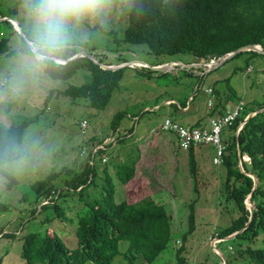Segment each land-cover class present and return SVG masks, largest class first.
Here are the masks:
<instances>
[{"label": "rangeland", "instance_id": "374dc122", "mask_svg": "<svg viewBox=\"0 0 264 264\" xmlns=\"http://www.w3.org/2000/svg\"><path fill=\"white\" fill-rule=\"evenodd\" d=\"M131 6L132 0H105L96 14L86 15L68 26L67 46L76 47L78 53H92L103 62L101 64L128 62L135 65L126 66L109 103L98 110L89 106L86 98L72 99L62 93L69 85L84 82L86 76L82 72L67 80H55L44 70L32 72L26 69L25 57L31 54L21 48L32 38L33 21L27 15L25 0H0V18L1 14L8 18L4 11L12 8L15 13L10 18L17 24L16 27L7 19L0 21V37H5L15 51L13 55L0 54V122L9 125L36 117L26 127L22 142L17 146V158L2 165L15 182L8 187L9 179L0 173V201L9 206L0 211V264H25L21 257L22 240L11 233L19 236L28 232L55 233L70 249L76 247L75 229L80 209L77 200L68 197L57 201L66 220L62 219L64 216H54L42 222L39 216L31 217L33 206L20 202V198L31 183L51 172L63 168L60 178H69L88 161L90 149L99 142L113 141L108 135L112 131V116L117 111L126 114L119 119L115 130L114 136H119L122 142L109 148L111 159L124 161L129 155L135 157L137 147L139 151L146 149L141 153L142 161L137 167L146 179L140 183L144 189L141 188L131 200L150 195L169 213V204L171 206V238L149 264H177L176 249L181 243L176 240H182L187 229L190 203H194L195 221L193 231L183 243L180 256L185 262L182 264H213L220 256L215 252L216 247L228 260L233 256L231 243L220 242L215 236L217 230L229 225L238 215L233 201L226 199L222 192L226 167L213 165L209 156H204L196 159L198 164L203 162L199 168L197 166L196 174L189 172L188 151L177 147L174 134L160 130L164 118L173 119L170 113L173 105L163 102L172 98L177 103L190 105L197 116H202L207 102L204 90L214 83L217 98L222 102L230 95L234 106L239 101L252 107L260 105L264 103V56L245 52L208 71V67L193 66L192 62L206 64L210 60L204 62L190 54L151 55L144 44L122 40ZM172 61L178 66L168 71L150 68L157 66L153 65L156 63ZM89 81L87 76L85 82ZM154 105L158 107L154 108ZM83 121L85 128L81 127ZM129 129H132L130 135L126 134ZM93 138L94 144L91 145ZM108 161L107 169L115 189L113 199L119 202L126 197L125 185L118 181L110 158ZM106 163H100L98 155L94 158L97 167L103 168ZM66 169L71 172L66 173ZM125 245L126 242H119L121 250ZM263 246L261 237L251 243V247ZM232 263L253 264L248 263L244 255H236ZM85 264L94 263L88 261ZM111 264H127V261L117 256ZM136 264L147 263L138 259Z\"/></svg>", "mask_w": 264, "mask_h": 264}, {"label": "trees", "instance_id": "16d2710c", "mask_svg": "<svg viewBox=\"0 0 264 264\" xmlns=\"http://www.w3.org/2000/svg\"><path fill=\"white\" fill-rule=\"evenodd\" d=\"M4 13L13 17L15 10L8 8ZM122 40L131 44H144L154 56L183 53L204 62L215 60L248 44H259L264 50V0H132ZM21 51L31 54L26 43L22 45ZM245 52L260 54L246 50L231 58ZM14 53L7 39L0 37V54ZM77 53L76 47L67 46L60 56L61 62L50 63L43 70L48 77L55 80H67L82 72L84 77L86 76L85 80L88 76L90 81L84 80L80 85H69L62 93L72 99L86 98L89 106L98 110L104 109L111 94L118 87L126 66L135 65L106 69L100 65L103 62L95 56L98 62L88 56L70 59ZM172 68L174 67L165 70ZM203 77L204 74L201 75V78ZM225 80L227 81V78ZM263 107L264 103L255 107L244 103L243 112L225 130L228 132L223 133L227 152L223 164L226 167V175L222 192L226 199L233 201L238 215L229 225L217 230L215 236L221 239L242 229L232 238L223 240L229 241V246L234 248L231 259L228 260L224 254L226 264H233L232 258L236 255H244L248 263L264 264V246L251 247V243L258 237L264 242V110L249 117L242 124L249 112ZM222 108L218 110L215 105L210 115L214 112L223 113ZM124 114L125 111H117L112 116L110 138L114 140L105 144L104 148L96 150L93 156L90 152L88 161L72 173V176L60 178L61 170H64L61 168L60 171L51 172L42 179L35 180L22 194L20 202L33 206L31 217L39 216L42 222L60 216H64L62 219L66 220L58 204L61 199L66 200L69 197L80 203L75 229L77 244L73 249L55 233L41 235L38 232H28L22 236L11 233L22 240L21 257L25 264H85L88 261L94 264H111L117 256L124 257L127 264H136L138 259L149 264L165 249L171 238L170 204L169 213L163 204L152 200L150 195L131 200L141 188L144 189L140 183L146 182V179L137 171V167L142 161L141 153L146 149L139 151L137 147L135 157L129 155L124 161L115 162L111 159L109 148L122 142L119 136H114L113 131L117 129L119 119ZM34 119L36 117L24 118L9 125L0 122V173L9 179L8 187L15 182V178L4 170L2 165L17 158V146L22 142L26 127ZM240 125L242 127L236 134ZM131 130L127 132L129 135ZM160 130L166 132L161 126ZM193 150L194 147L187 150L188 164L189 172L195 175L197 164ZM238 150L243 170L250 172L257 179L254 189L253 178L240 171ZM96 155L100 163L102 158H105L102 163H106L110 158V165L114 167L118 181L125 185L126 197L123 200L114 201V184L107 169L109 161L103 168L99 165L97 167L94 164ZM244 156L249 160H244ZM65 171L68 174L71 172L69 169ZM249 194V204L253 205V212L251 220L244 228L249 218L244 200ZM8 208V204L0 201V211ZM194 221V203H190L187 229L182 234V240H176L181 243L176 249L177 264L185 262L180 253L187 236L193 231ZM120 241L126 242L122 250L119 248ZM244 245L246 246L243 247ZM212 263L222 264L221 257Z\"/></svg>", "mask_w": 264, "mask_h": 264}, {"label": "clouds", "instance_id": "9594fccd", "mask_svg": "<svg viewBox=\"0 0 264 264\" xmlns=\"http://www.w3.org/2000/svg\"><path fill=\"white\" fill-rule=\"evenodd\" d=\"M104 3L105 0H25L27 15L33 21L32 38L26 41L31 53L25 57L26 69L40 72L50 63L59 64L60 56L68 45L69 24L72 21H79L86 15L96 14ZM204 65L201 63L198 66ZM174 66H178V63L175 65L170 63L169 68Z\"/></svg>", "mask_w": 264, "mask_h": 264}, {"label": "built area", "instance_id": "2783aa9c", "mask_svg": "<svg viewBox=\"0 0 264 264\" xmlns=\"http://www.w3.org/2000/svg\"><path fill=\"white\" fill-rule=\"evenodd\" d=\"M213 59H210L209 63L205 65L209 67ZM175 65L176 63H171ZM208 95L207 107L208 109L213 108V93L212 88L208 87L205 89ZM244 110V102L239 101L234 107L227 109L223 113H213L208 116V122L206 125H185L180 123L175 119L169 117L164 118L161 124V128L174 134L176 139L177 147L181 150H188L190 147H197L201 145H210L212 148V158L211 161L214 165H219L224 163L225 154L227 152V143L223 139V133L228 129L235 121L237 117ZM86 127L85 121H83L82 126ZM105 144H99L92 148L91 153L94 155L95 151L104 148ZM244 160L248 161L247 156ZM105 158H102V162ZM92 161H90L91 163Z\"/></svg>", "mask_w": 264, "mask_h": 264}, {"label": "crops", "instance_id": "0c3cea01", "mask_svg": "<svg viewBox=\"0 0 264 264\" xmlns=\"http://www.w3.org/2000/svg\"><path fill=\"white\" fill-rule=\"evenodd\" d=\"M173 62H175V61L169 62L168 64L173 63ZM139 63H141V62H139ZM181 65H185V64H181ZM192 65L196 66V62H192ZM204 66L206 67V65H204ZM208 87L212 88L213 99H214L213 100V108H214L215 105H217V109L218 110L220 109V107L221 108L223 107L222 109H224V111H226L227 109H229L232 106H234L233 103L230 101L229 97H227L225 102H222V101L218 100V98H217L218 97V93L216 91L214 83L211 84ZM204 92H205V90H204ZM205 94H206V92H205ZM206 96H207L206 99H208V95L207 94H206ZM163 103L164 104H168L169 103V105H171V106L173 105L172 109H170V111H171L170 113H172V115H173L172 118L173 119L185 122L188 125L189 124H191V125H202V126L206 125L207 122H208V116L210 115L211 110H213V108L212 109H208L207 102H206V109L204 111V114L202 116H197L195 114V112L191 110L190 105H186V104L182 105L181 103H177L176 101H174L172 98H168V99L164 100ZM156 107H158V105H154V108H156ZM214 113H217V112H214ZM160 126H161V124H160ZM113 132L116 133V131H113ZM226 132H228V130L225 131V134H226ZM108 136L110 137V133H109ZM223 137H224V135H223ZM91 141H92L91 145H93L94 144V138ZM112 145H113V143H112ZM207 152H209V153H207ZM193 154H194L195 161H196L197 158H203L204 156H209V159L211 160L212 149H211V147L209 145H202V146L194 147ZM172 161L175 162L173 159H172ZM196 164H197V166L199 168V166L201 164H203V162L198 164L197 161H196Z\"/></svg>", "mask_w": 264, "mask_h": 264}, {"label": "water", "instance_id": "95a60500", "mask_svg": "<svg viewBox=\"0 0 264 264\" xmlns=\"http://www.w3.org/2000/svg\"><path fill=\"white\" fill-rule=\"evenodd\" d=\"M5 19H7L8 21L14 23V24L16 25V27H17V24L15 23L16 21H15L14 19L10 18V17H8V18H6V17H1V18H0V21H1V20H5ZM246 50H252V51H256V52H258V53L264 54V50H263V48H262L261 45H259V44H248V45H245V46L239 47V48H237L236 50H233V51H231V52H229V53H227V54H224V55L218 57L217 59L213 60V61L210 63L209 67H208V68H209L208 71L211 70L212 68H214L215 66L221 64L222 62H224V61L227 60L228 58H231V57H232L233 55H235L236 53H238V52H240V51H246ZM78 56H88V57L91 58L93 61L98 62L97 59H96L92 54H89V53H84V54H83V53H77L76 55H73L70 59L75 58V57H78ZM199 64H201V63H196V65H199ZM100 65H101L103 68H106V69H115V68H119V67H122V66L129 65V63H128V62H125V63H123V64L121 63V64H117V65H105V64H101V63H100ZM152 68H153V69H156V70H165V69H168V68H169V64L164 63V64H161L160 66H159V65H157V66H152ZM263 110H264V107L261 108V109H258V110H256V111H254V112H249V113L246 115V117L244 118V120L242 121V124H243V123H244L249 117H251V116H253L254 114H256L257 112H260V111H263ZM240 127H241V125L238 127V129H237V131H236V134H237L238 131L240 130ZM237 155H238V159H239L238 166H239V168H240V171L243 172L244 174H247V175H249L250 177L253 178L254 185H253L252 189H254V187H255V185H256V183H257V179H256V177H255L254 175H252L250 172L243 170V168H242V166H241V162H240V160H241V156H240L239 150H238V154H237ZM249 198H250V194L247 195V197H246L245 200H244L245 205H246V208H247L248 211H249V218H248V221L246 222L244 228L248 225L249 221L251 220L252 212H253V205L248 203ZM241 230H242V229H241ZM241 230L236 231V232H234V233H232V234H230V235H228V236H226V237H224V238H221L220 240H227V239H230V238H232L235 234H237L238 232H240ZM212 247H214L213 244H212ZM215 252H217V253L220 255V257H221V259H222V264H226V258H225V256H224V254L219 250V248L216 247V248H215Z\"/></svg>", "mask_w": 264, "mask_h": 264}]
</instances>
